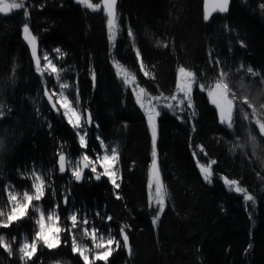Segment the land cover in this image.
Here are the masks:
<instances>
[{
  "label": "trees",
  "instance_id": "obj_1",
  "mask_svg": "<svg viewBox=\"0 0 264 264\" xmlns=\"http://www.w3.org/2000/svg\"><path fill=\"white\" fill-rule=\"evenodd\" d=\"M23 2L29 17L23 16V10L0 14V110L4 112L0 117V211L10 210L9 191L21 196L31 191L28 177L35 170L50 182L45 197L33 202L45 215L59 204L62 224L69 221L70 212L77 211L81 218L87 215L100 233L110 231L116 239H121V225H131L132 256L121 248L108 264H264V135L251 116L258 114L264 123V107L258 104L264 105V0H233L227 16L217 15L210 22L203 19L204 0H119L115 47L108 42L102 9L93 12L76 0ZM24 23L37 36L42 52L58 68L69 69L61 73L62 81L78 85L80 108L90 109L99 124L94 134L87 132L86 151L91 157L103 154L97 135L109 148H118V192L123 199L116 198L117 190L105 177L77 185L69 172L59 173L58 151L74 159L85 150L66 120L45 102L44 84L52 88L57 82L54 75L45 73L42 78L36 73L22 40ZM129 27L134 44L127 34ZM56 48L66 53L62 59ZM137 49L150 76L139 70ZM113 59L134 74L135 83L151 96L176 94L181 66L197 76L192 109L173 114L158 108V162L167 199L155 228L151 222L155 210L147 200L151 133L132 88L117 76ZM210 59H219L220 64ZM249 67L255 75L247 72ZM93 69L95 87L90 78ZM221 70L227 73L226 82L237 99L231 129L219 122L207 89L199 87L214 85ZM67 95L73 99L75 89L70 88ZM250 135L255 144L246 147ZM198 145L207 156L201 153L194 158ZM197 158L201 163L217 161L212 183L203 180ZM225 176L238 180L255 197V207L251 202L246 206L242 194L227 189ZM65 195H69L67 211ZM38 216L30 208L28 216L10 228H0L7 241L16 238L12 256L0 248V264H22L17 250L25 237L31 242ZM107 216L113 219L107 221ZM71 241V234L63 232L58 248L38 247L29 264H83L79 254L71 251Z\"/></svg>",
  "mask_w": 264,
  "mask_h": 264
},
{
  "label": "snow or ice",
  "instance_id": "obj_2",
  "mask_svg": "<svg viewBox=\"0 0 264 264\" xmlns=\"http://www.w3.org/2000/svg\"><path fill=\"white\" fill-rule=\"evenodd\" d=\"M80 5H83L86 9H91L93 12L100 11L102 9L103 14L106 16V27H107V39L109 44L112 47H115V42L117 40V35L119 28L117 26L118 13L116 10L117 0H100L99 3H93L92 0H76ZM230 0H218L214 5L212 11H218L220 13H227L229 10ZM42 7V5H41ZM261 7H264L262 5ZM14 10L19 11L23 10V16L29 17L30 13L25 8V3L17 2V0H0V14L8 15L12 14ZM210 13L205 12L203 19L207 22L209 20ZM128 37L133 40L134 44V33L129 27ZM22 35L23 40L26 42L27 46L31 49V57L35 63V71L40 74L43 78L44 74L47 73L49 76L54 75L56 82L59 85V91L55 88L49 89L47 84H44L43 87V96L46 98V103L50 105V111H55L58 115H61L63 119L66 120L67 124L74 130L76 136L78 137V142L81 149L85 151L82 153L81 157L73 164V162L66 156L63 151L57 152V164L60 174L70 172L74 182H82L85 176V170H88L92 175L88 176V179L94 178L96 181L101 180L103 177H106L109 182L112 184L117 199H123L118 190L121 185L118 182L121 177L118 175L119 168V158L120 153L117 147H110L105 144L104 140L100 135L96 136L97 141H99L100 148L104 150L103 154H96L95 159L88 155L86 151L88 149V140H87V129L89 127H96L99 129V124L93 119L90 109L80 108V95L79 88L76 83L70 84L67 81L61 82V73L66 72L69 69L58 68L57 64L49 58L47 54L43 56L45 63L41 65V57L37 54L38 50V40L37 36L34 35L29 27L28 23H24L22 26ZM167 47V44L162 45ZM58 54V58L62 59L66 53L61 52V49L56 48L54 50ZM136 59L139 61V70L144 73V75L150 76V73L145 70V64L141 57L140 51L137 49L135 51ZM209 56H212V53H209ZM210 63H215L216 65L220 64L219 59L214 61L210 59ZM113 65L117 69V76L121 78L122 83L125 86L133 85L136 82V76L123 68V66L113 59ZM247 72L255 75L251 67L247 68ZM227 73L221 70L219 78L215 81L214 85H204L200 84L199 87L201 90L207 89V96L210 98L211 103L219 110V122L221 124L227 125L229 129L233 127V109L235 102L237 101L236 95L231 92L229 83L226 82ZM90 78L95 87L96 82V73L95 70H91ZM154 79V77H152ZM197 76L193 71L188 70L187 68L181 66L178 69L177 81H176V93L182 94L177 95L173 94L170 96H165L162 92L157 96H151L146 92L142 87L136 85L132 89L136 103L144 111L147 119V125L151 133V165L149 169V178L147 183L148 194V207L155 210V215L152 217V225L155 228L161 218V215L164 213L166 208V199L167 191L161 180L159 165H158V149H157V139H158V117L161 116V110L159 109H168L173 114L182 113L185 111V108H193V86L197 84ZM70 88L75 89V96L73 99L69 98V95L65 94ZM138 88V91H137ZM231 95V99L229 96ZM244 105H247V102H244ZM3 108V105H0V109ZM39 114V113H37ZM195 115V113H192ZM4 115L3 110H0V117ZM178 118H181L178 116ZM255 123L259 126L260 132L264 134V123H261L260 120H255ZM49 128L51 125L49 124ZM195 130L193 126V131ZM252 143L255 144L254 138ZM198 148L197 151H193V156L198 157L199 154L207 156V153L202 145L195 146ZM243 147V145H239ZM217 163L215 159L210 160L208 163H201L200 159H196V164L199 169V172L203 180L207 183H212L213 178V166ZM97 165L102 171H98ZM31 179V191H25L22 196L15 194L12 191L8 192L7 201L11 205L10 210L6 213L0 211V228H10L15 222L22 220L28 216L29 209L33 208L36 212L39 213L38 218L35 220L37 225V230L35 231L34 236L29 242L28 238L25 237L23 242L20 243L17 253L19 259L22 261V264H29L33 260V257L36 256L38 247L43 246L49 250L56 249L61 245V233L69 232L71 233L73 229L81 228L83 229L84 236H90L94 249L93 255L90 257L88 252L90 251L87 246H81L77 242L75 235L72 237L71 241V251L73 253H78L80 258L83 260V264H96L97 261H102L103 264H108L110 257L113 256V253L119 251L123 248L129 257L132 256L133 250L130 243L128 230L131 229V225H121L119 228V235L121 239H116L111 235L107 238L103 234L98 236L99 230L95 227L89 229L90 221L87 218V215L81 218L78 215L77 211L70 212L67 219L71 222L67 229L61 228L58 226L60 217L56 212V209L60 207L59 204L53 208L45 217L44 211L38 207L33 202L41 201L46 194V189L50 187V182L46 180L44 176L37 173L35 170L31 173V176L28 177ZM223 182L227 189L230 192H235L237 194H242L243 201L247 206L251 202L252 206L255 207L256 200L253 195H251L248 190L240 186V182L236 179H229L228 177H223ZM154 189V190H153ZM53 195H55L53 191ZM70 195V192H69ZM69 195L63 197V204L68 206ZM97 216L100 214L97 212ZM101 219H105L101 217ZM113 218L107 216L106 220L111 221ZM99 239V242L97 240ZM16 238L13 237L12 241L9 242L6 240L4 235H0V248H2L9 256L13 255V243ZM67 243V241H65ZM251 247V245H249Z\"/></svg>",
  "mask_w": 264,
  "mask_h": 264
},
{
  "label": "rangeland",
  "instance_id": "obj_3",
  "mask_svg": "<svg viewBox=\"0 0 264 264\" xmlns=\"http://www.w3.org/2000/svg\"><path fill=\"white\" fill-rule=\"evenodd\" d=\"M45 54H47V53H45L44 51L43 52H41V59H42V64H44L45 63V61L43 60V56L45 55ZM61 82H63L62 81V79H61ZM136 83L135 84H133V85H128L129 87H131L132 89L134 88V87H136ZM49 89H53V88H55L57 91H59V85H58V83H57V86H55V87H52V88H50V87H48ZM137 91H138V88H137ZM65 94H67V92L65 93ZM177 94V93H176ZM178 96L179 95H182V94H177ZM70 98V97H69ZM229 99H230V96H229ZM260 106H262V107H264V105H262L261 103H258ZM264 104V103H263ZM258 107V106H257ZM159 110V109H158ZM251 116H254V118H253V120H260L259 118H257L256 116H259L258 114L256 115V113L254 114L253 113V115H251ZM250 116V117H251ZM261 122V121H260ZM261 123H263V122H261ZM89 129V128H88ZM88 129H87V132H88ZM264 135V134H263ZM253 138H254V136H252V135H250V137H249V139L247 140V142H246V147H249V146H252V140H253ZM101 154V153H100ZM102 155V154H101ZM91 157V156H90ZM95 157H96V155L94 156V157H92L93 159H95ZM80 157L78 156V157H76V158H74V159H71V158H69L72 162H73V164H75V162L79 159ZM97 168H98V171H102V169H100L99 168V165H97ZM70 173V172H69ZM118 175H120V171H119V168H118ZM106 178V177H105ZM68 208H69V206H65V209H66V211L68 210ZM56 212L58 213V215H59V217H60V221L58 222V226L59 227H61V228H64L65 229V227L66 228H68L69 227V225H70V221H66V222H64L63 224H62V222H61V220H63L62 218H61V216H60V214H59V211H57V209H56ZM47 215L48 214H46L45 215V217H47ZM87 227L89 228V229H91L92 227H94L93 226V224L91 225L90 223H89V225H87ZM83 229H82V227L81 228H78V229H73L72 230V232L70 233L71 234V236L73 237V235H75L76 236V238H77V242H78V244H80L81 246H87V248L90 250L89 252H88V254L90 255V257L93 255V249H94V245H93V242H92V240H91V238H90V236H84L83 234ZM100 234H102V233H100V231L98 232V236L100 235ZM104 235V234H103ZM62 236H63V232L61 233V240H62ZM104 237L105 238H107L108 237V235H104ZM97 242H99V239L97 240Z\"/></svg>",
  "mask_w": 264,
  "mask_h": 264
},
{
  "label": "water",
  "instance_id": "obj_4",
  "mask_svg": "<svg viewBox=\"0 0 264 264\" xmlns=\"http://www.w3.org/2000/svg\"><path fill=\"white\" fill-rule=\"evenodd\" d=\"M232 1L233 0H230V4H229V10H228V12L227 13H220V12H218V11H212V9H213V7H214V5L218 2V0H204V14H205V12L206 11H208L209 13H210V15H209V20L207 21V22H210L215 16H217V15H223V16H227L229 13H230V10H231V5H232ZM118 3H119V0H117V6H118ZM117 6H116V10H117ZM4 15V14H3ZM8 15H10V14H8ZM31 29V28H30ZM32 31V30H31ZM32 33H33V31H32ZM34 34V33H33ZM35 35V34H34ZM22 40H23V35H22ZM37 40H38V38H37ZM23 42H24V44L27 46V44H26V42L23 40ZM27 48H28V50H29V53H30V57H31V49H30V47L29 46H27ZM41 52H42V47H41V44H40V41L38 40V50H37V54L41 57ZM31 60H32V63H33V65H34V67H35V63H34V61H33V59H32V57H31ZM41 65L43 66V64H42V59H41ZM45 100H46V98H45ZM209 101H210V103H211V100H210V98H209ZM212 104V103H211ZM213 105V104H212ZM214 106V105H213ZM215 107V106H214ZM216 108V107H215ZM217 110V112H218V115H219V110L218 109H216ZM92 113V112H91ZM93 116V115H92ZM94 119V118H93ZM94 127V126H93ZM93 127H89V128H93ZM158 140V139H157ZM66 154V153H65ZM66 156H67V154H66ZM68 157V156H67ZM158 165H159V162H158ZM159 170H160V175H161V180H162V174H161V169H160V166H159ZM68 172H66V173H64V174H62V175H65V174H67ZM89 173V171L88 170H85V176L87 175ZM85 181V179L82 181V182H79V183H77V182H75L76 184H78V185H81L83 182ZM162 182H163V180H162ZM130 239V238H129Z\"/></svg>",
  "mask_w": 264,
  "mask_h": 264
},
{
  "label": "flooded vegetation",
  "instance_id": "obj_5",
  "mask_svg": "<svg viewBox=\"0 0 264 264\" xmlns=\"http://www.w3.org/2000/svg\"><path fill=\"white\" fill-rule=\"evenodd\" d=\"M88 131L91 132L92 134H94V133H95V127H93V128H89ZM89 132H88V133H89ZM83 152H84V151H83ZM83 152H82V153H83ZM82 153L79 154L78 156L81 157ZM66 154H67V153H66ZM88 155H89V156H92V155H90L89 153H88ZM67 156H68V158H70L69 154H67ZM90 175H92V174L89 172V173L86 175L85 181H86V180H91V179H88V178H87V177L90 176ZM92 179H94V178H92ZM94 180H95V179H94ZM85 181H84V182H85ZM95 181H96V180H95ZM99 181H100V180H99ZM82 184H83V183H82ZM77 185H78V184H77ZM64 206H65V205H64Z\"/></svg>",
  "mask_w": 264,
  "mask_h": 264
},
{
  "label": "bare ground",
  "instance_id": "obj_6",
  "mask_svg": "<svg viewBox=\"0 0 264 264\" xmlns=\"http://www.w3.org/2000/svg\"><path fill=\"white\" fill-rule=\"evenodd\" d=\"M91 111V110H90Z\"/></svg>",
  "mask_w": 264,
  "mask_h": 264
}]
</instances>
